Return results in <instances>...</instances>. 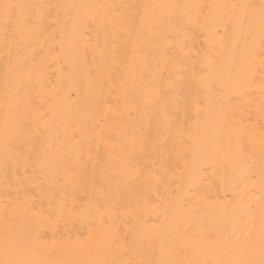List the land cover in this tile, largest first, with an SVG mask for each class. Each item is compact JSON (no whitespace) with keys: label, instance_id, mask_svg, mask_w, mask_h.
Returning a JSON list of instances; mask_svg holds the SVG:
<instances>
[{"label":"bare ground","instance_id":"obj_1","mask_svg":"<svg viewBox=\"0 0 264 264\" xmlns=\"http://www.w3.org/2000/svg\"><path fill=\"white\" fill-rule=\"evenodd\" d=\"M261 2L0 0L37 6L0 23V259L6 243L41 264L237 259L205 241L237 218L258 249ZM167 5L199 7L189 23Z\"/></svg>","mask_w":264,"mask_h":264},{"label":"snow or ice","instance_id":"obj_2","mask_svg":"<svg viewBox=\"0 0 264 264\" xmlns=\"http://www.w3.org/2000/svg\"><path fill=\"white\" fill-rule=\"evenodd\" d=\"M36 5L30 4H17V3H3L0 4V23H2L5 34L7 35L8 29L10 25H15L17 29H23L27 27L29 24L34 23L32 16L35 15L34 11L30 14L29 9L35 10ZM145 9L157 7L155 5H145ZM159 7H169L174 11V15H176L177 20L180 19L187 20L189 23L193 22L192 18V10L199 6L197 5H167V6H159ZM235 7V6H233ZM243 9H255L253 5H241ZM258 12L262 20H264V0H262L261 4L258 7ZM166 18H161L160 22ZM135 21L133 20L132 23ZM180 77L177 76L176 81L173 82L172 86L178 88L180 86L179 81ZM18 92L20 89L17 90ZM19 105H17V109ZM20 127V123L16 121L6 122L5 129H4V139L5 145L7 146L11 143L18 132ZM142 143V138L141 141ZM131 171V169H129ZM129 180L135 179V174L129 175ZM43 220L42 217H35L34 223L39 225ZM246 224V222H245ZM239 225V218H237L236 222L229 226H221L219 228H212L206 232L205 241L210 244H215L219 242L222 238L225 241V247L223 252L225 255H231L235 253L238 257L237 259H216L214 261H187L186 264H264V210H262V229H261V236H260V244L259 248L257 249L251 240V233L246 226L240 227ZM227 228V235H225V230ZM15 246L13 245L11 249L9 245L6 243L5 245V259H0V264H41L39 261H32V260H22L17 258H9L10 255L14 256L15 253ZM182 249L176 247H170L166 250L162 249L161 255L164 256L165 254L168 255H176ZM259 255V260L249 259L247 257H255ZM88 264H109L107 261H95V262H88ZM115 264V262H112ZM146 264H185L183 261H176L173 259H159L156 261H148Z\"/></svg>","mask_w":264,"mask_h":264}]
</instances>
